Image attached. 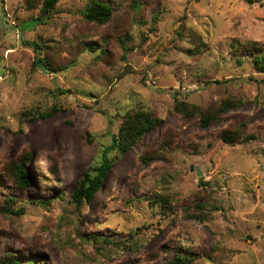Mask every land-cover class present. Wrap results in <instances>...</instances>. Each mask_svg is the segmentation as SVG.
I'll return each instance as SVG.
<instances>
[{
	"label": "rangeland",
	"instance_id": "rangeland-1",
	"mask_svg": "<svg viewBox=\"0 0 264 264\" xmlns=\"http://www.w3.org/2000/svg\"><path fill=\"white\" fill-rule=\"evenodd\" d=\"M99 1L114 10L105 24L83 17L89 0H60L39 22L41 0H0V258L165 264L184 250L192 264H264V71L250 62V43L264 51V0ZM226 98L240 103L200 124ZM135 107L161 125L76 205L73 188ZM25 153L22 192L8 166ZM8 194L23 214L4 209Z\"/></svg>",
	"mask_w": 264,
	"mask_h": 264
},
{
	"label": "trees",
	"instance_id": "trees-1",
	"mask_svg": "<svg viewBox=\"0 0 264 264\" xmlns=\"http://www.w3.org/2000/svg\"><path fill=\"white\" fill-rule=\"evenodd\" d=\"M60 0H41V5L39 7V16L35 18V22H39L46 18H49L50 15L55 11L56 5ZM251 2V0H247ZM27 7L29 9L37 8L35 0H26ZM135 8H138L137 4L132 5ZM114 10L112 6L106 2L99 0H89L87 7L82 11L83 17L97 24L107 23L113 16ZM34 51L37 56L40 55L42 45H39L35 42L31 43ZM253 45V55L250 58L251 64L255 69L263 72L264 71V51L261 48L257 47V44L252 42ZM89 49L92 52L101 53L104 52L102 45L93 46L88 44ZM257 52H256V51ZM262 50V51H261ZM241 62V60H239ZM48 60L47 58L38 57L37 60L33 62L35 67H41L45 70L48 69ZM69 92V91H68ZM240 102H236L233 99L226 98L220 102L218 109L204 110L199 111L193 105H188L185 102L179 101L175 105V109L188 114H198L200 118V124L203 126L209 125L213 121H218L220 119V113L227 111L228 109L235 107ZM120 124L118 131L115 135L112 136L111 143L102 152V155L97 163L90 166L85 172L82 179L77 183L76 187L73 188L71 192V200L76 205H81L83 203H89L92 197L99 190L102 185L104 178L111 168L114 160L118 155L122 154L124 151L129 150L131 147L140 143L142 138L147 132L157 129L161 123L162 119L153 115L150 111L135 107L124 113L120 114ZM221 138L226 143L234 142L237 138L235 132L232 131H223ZM116 154V155H115ZM149 155H143L141 161L146 163L150 160ZM31 160V155L25 153L22 155L21 160L11 161L8 166V174L11 183L15 188L24 191L30 184V179L26 170V164ZM21 201L20 196H15L8 194L5 203L4 209L14 215H21L24 213L23 206L16 205L17 201ZM20 202V203H21ZM164 203V201L162 202ZM23 205V204H22ZM198 208L202 209L199 205ZM193 216L200 218L198 214ZM202 218V217H201ZM93 240H96L93 238ZM195 260V257L191 254H188L184 250H178L173 254V256L165 264H192ZM0 264H37L33 261H24L22 258H15L14 255H5L0 258Z\"/></svg>",
	"mask_w": 264,
	"mask_h": 264
}]
</instances>
